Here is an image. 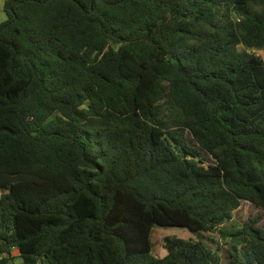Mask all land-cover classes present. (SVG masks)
I'll return each mask as SVG.
<instances>
[{"label":"trees","instance_id":"trees-1","mask_svg":"<svg viewBox=\"0 0 264 264\" xmlns=\"http://www.w3.org/2000/svg\"><path fill=\"white\" fill-rule=\"evenodd\" d=\"M3 10L0 264H264L260 217L224 229L264 210V0ZM154 226L241 246L165 237L154 259Z\"/></svg>","mask_w":264,"mask_h":264},{"label":"rangeland","instance_id":"rangeland-1","mask_svg":"<svg viewBox=\"0 0 264 264\" xmlns=\"http://www.w3.org/2000/svg\"><path fill=\"white\" fill-rule=\"evenodd\" d=\"M4 0H0V23L6 20V16L3 10ZM254 54L262 57L264 59V54L261 51H252ZM191 142V141H190ZM209 159V157H207ZM211 160L209 159L208 162ZM260 217L258 222V227H264V210H261L248 202H242L237 210H235L232 214L231 222L227 223L224 226L225 231H229L230 228L234 226L233 231H237L240 229L244 222L248 218ZM165 237L171 238H179L183 240H194V241H202L207 248L214 251L217 245L221 247L220 254L222 256V260H225V255L227 251H232V245L235 243V240L240 236L230 237L219 235L218 232L214 234L212 232H192L186 228L181 227H161L154 226L151 230L150 240L152 243L150 257L154 259L163 258L166 255V251L163 247V239ZM215 242H212V240ZM236 244V243H235ZM237 247L241 246V243L236 244ZM21 262L19 258V253L16 250L11 251L10 257L6 264H18Z\"/></svg>","mask_w":264,"mask_h":264}]
</instances>
